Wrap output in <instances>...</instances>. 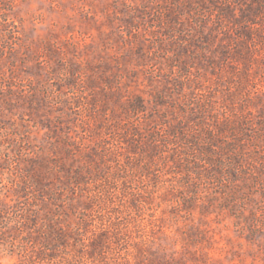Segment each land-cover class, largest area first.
<instances>
[{"label": "rangeland", "instance_id": "374dc122", "mask_svg": "<svg viewBox=\"0 0 264 264\" xmlns=\"http://www.w3.org/2000/svg\"><path fill=\"white\" fill-rule=\"evenodd\" d=\"M0 264H264V0H0Z\"/></svg>", "mask_w": 264, "mask_h": 264}]
</instances>
